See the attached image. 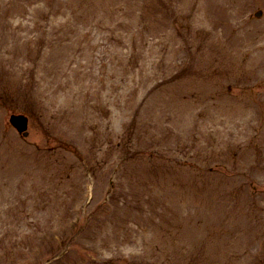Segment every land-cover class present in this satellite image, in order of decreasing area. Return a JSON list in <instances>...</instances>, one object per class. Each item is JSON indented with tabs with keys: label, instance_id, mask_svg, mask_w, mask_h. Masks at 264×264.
<instances>
[{
	"label": "rangeland",
	"instance_id": "obj_1",
	"mask_svg": "<svg viewBox=\"0 0 264 264\" xmlns=\"http://www.w3.org/2000/svg\"><path fill=\"white\" fill-rule=\"evenodd\" d=\"M259 8L0 0V264H264Z\"/></svg>",
	"mask_w": 264,
	"mask_h": 264
},
{
	"label": "water",
	"instance_id": "obj_2",
	"mask_svg": "<svg viewBox=\"0 0 264 264\" xmlns=\"http://www.w3.org/2000/svg\"><path fill=\"white\" fill-rule=\"evenodd\" d=\"M12 121L18 126L20 130H25L27 128V118L23 115H13ZM27 134V132H25Z\"/></svg>",
	"mask_w": 264,
	"mask_h": 264
}]
</instances>
